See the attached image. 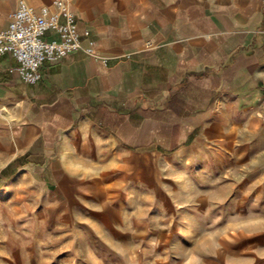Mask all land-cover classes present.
Returning a JSON list of instances; mask_svg holds the SVG:
<instances>
[{
    "label": "crops",
    "instance_id": "obj_1",
    "mask_svg": "<svg viewBox=\"0 0 264 264\" xmlns=\"http://www.w3.org/2000/svg\"><path fill=\"white\" fill-rule=\"evenodd\" d=\"M17 1L0 0V31ZM68 6L82 44L93 42L99 58L74 51L44 62L40 80L27 84L17 61L0 56V201L29 213V229L46 226L33 219L39 207L49 211L44 201L90 172L142 177L148 165L190 147L222 148L227 132L264 119V0Z\"/></svg>",
    "mask_w": 264,
    "mask_h": 264
},
{
    "label": "rangeland",
    "instance_id": "obj_2",
    "mask_svg": "<svg viewBox=\"0 0 264 264\" xmlns=\"http://www.w3.org/2000/svg\"><path fill=\"white\" fill-rule=\"evenodd\" d=\"M226 139L123 182L90 172L38 206L43 228L0 201V264H264V119Z\"/></svg>",
    "mask_w": 264,
    "mask_h": 264
},
{
    "label": "built area",
    "instance_id": "obj_3",
    "mask_svg": "<svg viewBox=\"0 0 264 264\" xmlns=\"http://www.w3.org/2000/svg\"><path fill=\"white\" fill-rule=\"evenodd\" d=\"M46 32L56 33L58 40H44ZM79 50L99 58L93 42L82 44L68 0H52L49 5L40 7L18 0L9 15L7 28L0 31V56L9 54L17 61L13 70L27 84L40 80L39 68L44 62L54 63ZM100 60L106 65V59ZM262 90L264 92V81Z\"/></svg>",
    "mask_w": 264,
    "mask_h": 264
},
{
    "label": "trees",
    "instance_id": "obj_4",
    "mask_svg": "<svg viewBox=\"0 0 264 264\" xmlns=\"http://www.w3.org/2000/svg\"><path fill=\"white\" fill-rule=\"evenodd\" d=\"M18 162L15 160L14 162H13V165H16Z\"/></svg>",
    "mask_w": 264,
    "mask_h": 264
}]
</instances>
